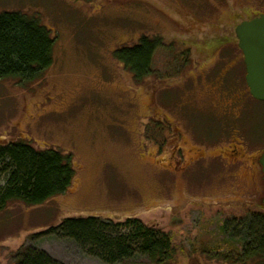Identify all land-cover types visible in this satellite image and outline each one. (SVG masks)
Masks as SVG:
<instances>
[{
  "label": "rangeland",
  "instance_id": "374dc122",
  "mask_svg": "<svg viewBox=\"0 0 264 264\" xmlns=\"http://www.w3.org/2000/svg\"><path fill=\"white\" fill-rule=\"evenodd\" d=\"M3 12L36 18L55 48L40 80H0V145L71 155L76 178L41 206L0 213V264L27 247L104 264L44 236L88 218L138 219L172 236L166 264H227L215 259L231 248L225 221L264 214V102L250 94L235 33L264 15V0H0ZM144 38L160 47L136 83L115 54Z\"/></svg>",
  "mask_w": 264,
  "mask_h": 264
},
{
  "label": "trees",
  "instance_id": "16d2710c",
  "mask_svg": "<svg viewBox=\"0 0 264 264\" xmlns=\"http://www.w3.org/2000/svg\"><path fill=\"white\" fill-rule=\"evenodd\" d=\"M158 47L159 41L144 38L137 46L118 50L115 58L136 83H141L153 74ZM54 48L51 32L36 18L18 12L0 13V80L12 79L22 84L40 80L54 62ZM0 176L1 213L11 203L37 207L67 194L76 178V167L71 155L38 151L30 144L16 142L0 145ZM221 233L231 248L222 258L215 259L227 264H264V214L254 212L227 220ZM44 236L74 242L85 255L104 264H121L136 256L147 258L151 264H166L176 252L172 236L138 219L123 223L98 218L67 219ZM14 261L61 264L34 247L21 249Z\"/></svg>",
  "mask_w": 264,
  "mask_h": 264
},
{
  "label": "water",
  "instance_id": "95a60500",
  "mask_svg": "<svg viewBox=\"0 0 264 264\" xmlns=\"http://www.w3.org/2000/svg\"><path fill=\"white\" fill-rule=\"evenodd\" d=\"M235 33L244 56L250 94L256 101L264 102V15L244 21ZM259 163L264 174V154Z\"/></svg>",
  "mask_w": 264,
  "mask_h": 264
}]
</instances>
